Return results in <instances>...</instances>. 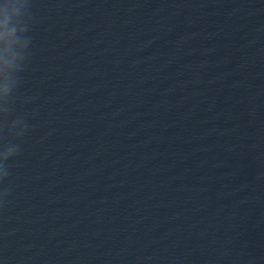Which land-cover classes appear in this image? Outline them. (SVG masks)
Instances as JSON below:
<instances>
[{"label": "clouds", "instance_id": "1", "mask_svg": "<svg viewBox=\"0 0 264 264\" xmlns=\"http://www.w3.org/2000/svg\"><path fill=\"white\" fill-rule=\"evenodd\" d=\"M20 28L23 32H28V0H2L0 2V37L5 33L15 34ZM31 41V38L28 37ZM14 91L11 86H6L0 91V132L12 134V129L9 126L8 117L14 111ZM11 123L22 124L23 132L17 137L22 136L27 129V125L22 118L11 120ZM19 146L9 147L5 154V158L11 154H18ZM9 175L8 166L4 162H0V181L7 178Z\"/></svg>", "mask_w": 264, "mask_h": 264}]
</instances>
